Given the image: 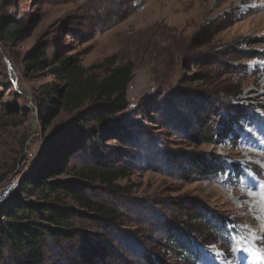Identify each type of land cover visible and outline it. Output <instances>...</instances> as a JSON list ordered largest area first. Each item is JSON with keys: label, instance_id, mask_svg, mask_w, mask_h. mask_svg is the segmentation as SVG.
Wrapping results in <instances>:
<instances>
[{"label": "rangeland", "instance_id": "obj_1", "mask_svg": "<svg viewBox=\"0 0 264 264\" xmlns=\"http://www.w3.org/2000/svg\"><path fill=\"white\" fill-rule=\"evenodd\" d=\"M8 25L21 29L14 40ZM57 55L84 68L110 58L131 68L118 122L81 129L79 112L49 116L40 87L57 84ZM200 118L216 125L213 142L194 137ZM95 131L97 145L85 139ZM80 139L71 163L128 168L117 185L130 193L93 184L87 194L123 218L91 230L110 233L107 243L83 236L79 254L68 249L48 264H264V0H0V188ZM203 160L226 170L200 174ZM195 208L233 221L230 241L202 231L184 241L189 253L172 244L170 224L194 225Z\"/></svg>", "mask_w": 264, "mask_h": 264}, {"label": "trees", "instance_id": "obj_2", "mask_svg": "<svg viewBox=\"0 0 264 264\" xmlns=\"http://www.w3.org/2000/svg\"><path fill=\"white\" fill-rule=\"evenodd\" d=\"M6 29L10 40L16 39L17 34L21 32V29L17 30L11 25ZM51 61V75L57 84L52 87L48 84L40 87L41 95L46 98L45 102L49 106V116L57 118L62 109L79 112L74 121L75 126L81 129L85 122L91 127H96L119 121L116 114L119 110H125L126 90L132 76L130 67H116L113 58L89 68L82 67L69 57L57 55ZM27 65L31 70H41L43 62L30 59ZM97 69H101L100 75L95 74ZM53 93L56 98L52 97ZM87 108L97 112L82 118V111ZM239 110H234V119L241 122L245 115L243 110ZM205 122L203 118L198 120L194 137L207 143L213 142L216 125L210 130V126ZM123 128V125H119L116 130L121 132ZM114 130L113 128L111 132ZM99 132L87 134L85 139L97 145L98 141L102 142L100 140L103 136V133ZM79 141L80 144L78 141L70 145L61 143L48 160L22 174L16 192L0 206V264H48L51 258L68 254V249L79 254L81 249L77 250L76 244L82 242L83 236H87L83 240L92 236L100 239H96L97 241L105 240L107 243L105 236L110 233H100L102 235L99 236L95 235L96 233L91 234V230L115 227L123 218V214L113 203L101 198H92L87 192L88 189L94 191L93 184H97L115 194H129V188L120 187L117 182L126 179L130 170L101 162H86L80 166L72 164L71 160L75 154L82 150V139ZM127 141L131 146L139 142L136 138ZM199 163L200 174L222 175L226 170L220 162L210 165L203 160ZM193 213L196 218L194 225L182 222L170 224L167 236L172 244L189 253L186 242L189 244L194 239L193 233L202 231H211L214 236L220 237V240L230 241L229 226L234 224L233 221L203 208H195ZM187 218L191 217L188 215ZM113 234L117 236V233ZM57 249L63 252L55 254L54 250ZM53 264H56V261Z\"/></svg>", "mask_w": 264, "mask_h": 264}, {"label": "built area", "instance_id": "obj_3", "mask_svg": "<svg viewBox=\"0 0 264 264\" xmlns=\"http://www.w3.org/2000/svg\"><path fill=\"white\" fill-rule=\"evenodd\" d=\"M19 186V178L12 177L0 188V206L4 205L16 192Z\"/></svg>", "mask_w": 264, "mask_h": 264}, {"label": "snow or ice", "instance_id": "obj_4", "mask_svg": "<svg viewBox=\"0 0 264 264\" xmlns=\"http://www.w3.org/2000/svg\"><path fill=\"white\" fill-rule=\"evenodd\" d=\"M258 187L261 188V189H264V182L260 183V184L258 185Z\"/></svg>", "mask_w": 264, "mask_h": 264}]
</instances>
